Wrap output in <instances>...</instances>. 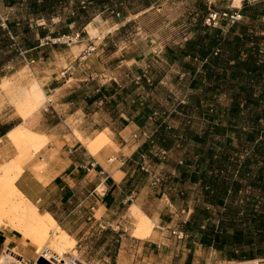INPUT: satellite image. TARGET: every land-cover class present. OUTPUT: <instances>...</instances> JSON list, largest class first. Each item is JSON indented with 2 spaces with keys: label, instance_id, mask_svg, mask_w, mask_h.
<instances>
[{
  "label": "rangeland",
  "instance_id": "374dc122",
  "mask_svg": "<svg viewBox=\"0 0 264 264\" xmlns=\"http://www.w3.org/2000/svg\"><path fill=\"white\" fill-rule=\"evenodd\" d=\"M82 2L86 4L83 5ZM235 2L236 0H22L23 6H19L22 11L12 15V28L6 24L5 19L3 22L1 20L3 30L7 32L2 39H11L13 56L0 69V74L8 77L1 82L0 104L7 111L13 106L15 113L21 115L25 123L10 134L20 157L0 166V203H4L7 217L10 215L13 224L30 242L38 244L39 227L34 223L38 220V223L44 225L42 213L23 197L16 188L15 181L30 152H39L46 142L45 137L35 134L33 129L37 114L46 106L49 98L42 84L30 78L32 72L38 69L37 63L25 60L20 51L26 52L25 49L31 44L43 40V35L48 36L52 32V39L44 40L51 45L50 52L45 53L56 59L53 63L58 62V65L53 66L61 69L62 76L72 68L63 78L77 74L83 80L78 84L88 86L84 87V92L106 86L109 100L112 103L118 101L121 105L123 103L120 108L126 109L127 105H132V101L135 104L144 103L152 110L154 120L157 118L161 125H167L169 132L171 124L177 123L183 127L179 129L180 133H176L184 135L180 147L172 154L154 149L153 154L156 155H152L157 160L152 161L154 165L151 166L157 171H166L173 178L178 176L183 179L182 182L178 181L180 189L175 192L179 200L177 214L180 220H191L182 213L184 209H188L187 201L193 200L196 206V220L186 227L193 235L190 242L193 247L192 256L202 263L208 252L210 256L217 257L213 263L220 264L218 261L230 260L240 252L254 256L255 261L264 264V197L257 191H231L234 182L247 184L256 168L261 165L260 160L252 156L253 145L264 135V123L257 115L260 114L261 105L244 110L238 116L237 108L233 105L238 100L236 96L227 93L220 95L214 84H207L199 61L191 66L193 70L185 66L190 61L184 52L186 43L198 33L200 27L211 28L205 29L204 34L213 36L220 30L223 37L239 44V47L243 34L249 39L248 42L253 41L257 45L264 43V0H241L240 14L246 12L253 17L241 15L243 18L232 23L221 16L224 12H229L231 7L237 6ZM211 13L220 15L218 24L209 21ZM69 16L77 18V28L68 32L64 26ZM116 23L123 26L118 29ZM89 24H92L94 33L87 29ZM42 28L47 33H43ZM78 34L79 38H76ZM11 35L18 47H14L15 41ZM1 44L4 42L0 41V46ZM71 45L79 46L71 51L72 58L76 59L59 65L56 55L59 58L62 54L69 53ZM135 48L148 59L141 65H123V50ZM231 48L227 58H242V50H239L241 47L237 48L233 44ZM9 56L10 52H4L0 60ZM257 63L261 64L258 57ZM143 73L148 78H140ZM183 73L186 74L185 77H182ZM188 74L191 76L188 77ZM137 77L140 79H136ZM142 96L146 101L141 99ZM202 104H206L204 126L200 114L191 118L193 110H201ZM171 120L175 123H171ZM164 137L163 144L169 141L171 144L165 146L171 148L175 139L167 134ZM198 166H201L202 172L198 171ZM176 167L181 168V176L167 171ZM218 174L226 179L223 189L210 194L202 190L201 184H206L212 176ZM184 190L189 192L185 196L181 193ZM121 213L124 215L121 222H114L110 226L104 224L106 229L99 228L97 239H83L78 248L77 242L73 240L70 255L66 256L68 264H130L133 253L137 262L142 261L146 257V251L141 248V244L134 243L130 247L129 239L125 241L121 237L122 234H132L135 228L126 206ZM139 224L140 222L137 226ZM155 226L156 224L153 229ZM174 230L183 229L176 228L172 232ZM206 231L209 233L206 234ZM172 232V247L182 248L184 244H179V241L183 240H179ZM51 234L46 228L44 238L37 246L38 253L41 254L47 247H54V240L49 238ZM247 241H253L254 247L246 245ZM185 249H189L188 242ZM181 253L188 256L186 250ZM14 263L21 264L13 257L6 258V264Z\"/></svg>",
  "mask_w": 264,
  "mask_h": 264
},
{
  "label": "crops",
  "instance_id": "0c3cea01",
  "mask_svg": "<svg viewBox=\"0 0 264 264\" xmlns=\"http://www.w3.org/2000/svg\"><path fill=\"white\" fill-rule=\"evenodd\" d=\"M240 1L236 0L237 6L232 5L239 13L242 9ZM19 6H23L22 0H0V18L2 22L5 19L11 28L12 15L22 11ZM10 10L15 12L10 13ZM65 23L64 27L68 32L77 28V18L69 16ZM115 25L118 29L123 26L118 23ZM42 30L47 33L45 28ZM52 37V32L48 36L43 35V40L39 41L37 38V42L25 49V60H31L32 64L37 63L38 66L30 78L42 84L50 100V107L48 111L42 108L37 114L33 129L35 134L45 137L46 142L39 152H30L15 181V186L23 197L42 213L44 233L46 228L52 234L58 228L63 235L77 242L78 248L83 239H97L99 228L106 229L104 224L110 226L114 222H121L124 218L122 208L126 206L135 228L132 234H122L121 237L125 241L129 239L128 246L139 243L146 251V257L139 262L133 253L130 264H214L217 257L210 256L208 252L202 263L192 256L193 247L190 242L193 235L186 227L196 220L193 200L186 202L191 220H180L177 214L179 200L175 192L180 189L178 181L182 182L183 179L178 176L173 178L166 171L152 168V161L156 159L153 150L170 154L176 151L184 139V135L176 133H180L179 129L183 127L171 120L175 124H171L169 132L167 125H161L157 118L154 120L152 110L144 103L135 104L132 101V105H127L126 109L120 108L123 103H112L106 94L105 85L84 92L86 85L82 84V87L78 84L83 80L77 74L63 78L61 69L53 66L58 65V62L53 63L56 59L45 53L50 52L51 45L44 40ZM69 47V53H64L59 58L56 55L59 65L76 59L72 58L71 51L79 46ZM123 51V65H141L148 59L138 48ZM185 76L183 73L182 77ZM4 78L8 77L0 74V87ZM140 78L146 79L148 76L143 73ZM141 99L146 101L144 96ZM205 106L206 104H202L201 110H193L191 116L194 119L200 114L203 126L206 124ZM5 109L0 104V166L20 157L18 148L10 139V133L25 123V119L15 113L13 106L8 111ZM173 117L181 119L179 116ZM162 133L175 139L171 148H166L159 142ZM135 135L137 138H134ZM186 158L187 156L185 162ZM167 171L181 176L180 167ZM198 171L202 172L201 166H198ZM165 176L168 178L167 182ZM201 188L207 191L206 184H201ZM181 193L185 196L189 192L184 190ZM7 215L0 204V264L2 261L6 262L8 257H13L21 264H35L40 256L44 257L46 250L38 253L36 244L30 242L13 224L10 215ZM138 222L140 224L137 226ZM179 223L182 225L178 226ZM154 224L156 226L153 229ZM180 227L185 238L179 244L184 246L175 248L171 245V232ZM187 242L188 250L185 249ZM185 250L188 252L187 257L181 253ZM237 254L230 260H220L218 263L255 262L253 257L244 259Z\"/></svg>",
  "mask_w": 264,
  "mask_h": 264
},
{
  "label": "trees",
  "instance_id": "16d2710c",
  "mask_svg": "<svg viewBox=\"0 0 264 264\" xmlns=\"http://www.w3.org/2000/svg\"><path fill=\"white\" fill-rule=\"evenodd\" d=\"M241 15L253 17L246 14V12H242ZM1 25L0 18V41L4 42L0 46V57L4 52H10V56L7 59L2 58L0 60V69L13 56L11 39H2L3 36L7 35V32L3 30ZM205 29L211 28L200 27L198 33L186 43L184 52L190 58V61L185 66L193 70L191 66L194 62L199 61L202 64V70L207 84H214L215 88L220 91V95L227 93L231 96H236L238 100L233 105L237 108L238 116L242 111L250 110L252 107H258L260 104V114L257 115H259V120H262L264 123V65L257 63L258 45L253 41L248 42L249 39L243 34L240 48L239 44L230 42L227 38L223 37L220 30L213 36L204 34ZM236 39L239 40V38ZM233 44L237 48H240L239 50H242V58H227L228 52H231V46ZM216 50H219V53L217 56H214ZM241 119L243 120L244 118L241 117ZM164 136L165 134L162 133L159 142L168 148L165 145H170L171 143L168 141L166 142L167 144H163L165 140ZM252 156L258 158L261 165L256 168L254 175L248 180L247 184L242 185L234 182L231 186V191H234V193L241 190H247L250 193L257 191L261 197H264V135L263 138L259 137V140H256L253 145ZM225 181L226 179L221 174L212 176L206 183L208 193H218L223 189ZM208 233L209 231H206V234ZM246 245L254 247V242L247 241ZM237 256H242L244 259H247V257L255 258L254 256H247L240 252H238Z\"/></svg>",
  "mask_w": 264,
  "mask_h": 264
},
{
  "label": "bare ground",
  "instance_id": "6f19581e",
  "mask_svg": "<svg viewBox=\"0 0 264 264\" xmlns=\"http://www.w3.org/2000/svg\"><path fill=\"white\" fill-rule=\"evenodd\" d=\"M87 29L91 33L95 32L94 29H93L92 24H89ZM16 130L14 129L10 134H13ZM1 187H2V185H1ZM0 204L3 207L5 206V205H3L4 204L3 202H1ZM6 205H7V203H6ZM34 225L36 227H39V231L37 233L38 244H36V246L39 247V244H41L42 239L44 237V228L41 225V223H38V220H37L36 223H34ZM49 238L51 240H54V242H55L54 244L55 245H54V247L53 246L47 247L46 251H45V255H44V257L42 256V258H44L47 261L53 262L54 264H68L66 256L70 255V252H71L70 250L72 248V240L70 239V237L63 235L61 233V230L57 228V229H55V232L50 235ZM253 263H256V262H253ZM1 264H6V262L2 261Z\"/></svg>",
  "mask_w": 264,
  "mask_h": 264
},
{
  "label": "built area",
  "instance_id": "2783aa9c",
  "mask_svg": "<svg viewBox=\"0 0 264 264\" xmlns=\"http://www.w3.org/2000/svg\"><path fill=\"white\" fill-rule=\"evenodd\" d=\"M242 1H245V0H242ZM249 2V0H247ZM83 5H85L86 3L85 2H82ZM84 8H86V6H84ZM220 15L218 13H211L209 15V21H213L214 24H218V19H219ZM223 18H228L232 23H235L236 21H239L242 17H241V14L239 13L238 9L237 8H233L231 7V10L229 12H224L222 14ZM11 34V33H10ZM11 38L13 41H15L14 37L11 35ZM65 38V37H64ZM76 38H79V34L77 35ZM67 39H70L69 37ZM58 41H60L58 39ZM14 47H18L17 46V43L16 41L14 42ZM258 58H259V62L261 64H264V43L262 44H259L258 46ZM219 53V50H216V52L214 53V56H217ZM25 54L26 52H23V51H20V55L23 56L25 58ZM72 68H69L64 74H63V77L66 76L67 73L70 72ZM73 73H70V75H72ZM50 104V100H48V102L46 103V106H44V111H48L49 110V105ZM134 138H137V136L135 135ZM183 214H186V216L189 218L190 217V210H186L184 209L182 211ZM173 235H176L177 238L179 240H183L185 238V234L182 232V231H176L174 230L173 232ZM42 257V256H40ZM50 262V261H49ZM256 263H253V264H261L260 261H255ZM52 264H54L53 262H50Z\"/></svg>",
  "mask_w": 264,
  "mask_h": 264
},
{
  "label": "water",
  "instance_id": "95a60500",
  "mask_svg": "<svg viewBox=\"0 0 264 264\" xmlns=\"http://www.w3.org/2000/svg\"><path fill=\"white\" fill-rule=\"evenodd\" d=\"M35 264H52L49 261L45 260L44 258L40 257Z\"/></svg>",
  "mask_w": 264,
  "mask_h": 264
}]
</instances>
